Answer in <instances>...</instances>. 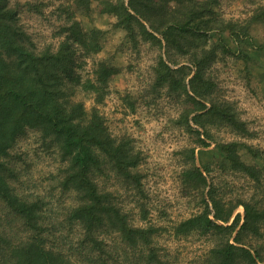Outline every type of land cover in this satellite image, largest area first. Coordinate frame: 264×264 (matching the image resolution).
<instances>
[{
  "label": "rangeland",
  "instance_id": "obj_1",
  "mask_svg": "<svg viewBox=\"0 0 264 264\" xmlns=\"http://www.w3.org/2000/svg\"><path fill=\"white\" fill-rule=\"evenodd\" d=\"M10 1L18 6L20 22L39 49L58 45L72 0ZM96 5L97 0H91L90 10L75 12L85 30L96 27L103 32L101 50L82 57L79 71L83 78L92 77L97 61L119 67L97 106L113 137L128 142L140 156L134 170L141 175V185L117 174L108 161L95 179L101 189L113 194L130 223L154 230L150 243L129 244L110 227L95 233L97 242L92 243L79 224L69 220L78 197L60 186L64 161L34 129H27L5 156L9 182L21 196L38 203L47 245L61 251L70 264H203L225 236L214 231L179 233L176 226L203 209L211 185L216 197L224 201L253 197L264 204V0H217L216 22L212 23L218 28L197 42L216 50L206 71L215 83L212 97L229 102L248 127V133L241 134L229 125L209 124V137L193 120V129L183 122L185 94L181 90L155 84L159 56L173 68L184 64L187 73L194 68L190 49L182 53L141 38L134 43L116 26L115 15L99 13ZM222 28L226 30L222 32ZM190 75L192 72L187 78ZM76 96L88 108L94 102L90 93L78 91ZM200 137L209 145L202 146ZM229 140L246 142L262 152L263 156L255 157L245 148L239 149L245 161L263 167L259 181L228 166L216 143ZM195 166L203 171L205 184L187 175ZM238 211L243 214L242 205L234 213ZM0 236L4 238L0 240V264H4L10 243L26 237V230L1 200ZM245 239L264 258V222L259 235Z\"/></svg>",
  "mask_w": 264,
  "mask_h": 264
},
{
  "label": "trees",
  "instance_id": "obj_2",
  "mask_svg": "<svg viewBox=\"0 0 264 264\" xmlns=\"http://www.w3.org/2000/svg\"><path fill=\"white\" fill-rule=\"evenodd\" d=\"M216 1L97 0L96 10L115 15L116 26L124 29L134 43L141 38L182 53L190 49L192 71L184 73V64L173 68L162 56L155 67L156 85L185 94L181 117L189 129H193L191 119L204 129L206 137H209V124L229 125L247 134L245 121L236 115L232 105L212 97L215 83L206 71L215 59V48L197 43L218 28ZM90 7L91 0H72L71 11L60 28L62 39L58 45L39 49L20 22L18 6L10 0H0V200L26 230V237L10 243L4 264H70L61 251L47 245L38 203L21 196L8 179L10 167L5 156L27 129L38 131L47 145L58 150L65 163L60 186L78 197V203L69 212V220L77 222L92 243L97 242L94 234L108 227L118 231L129 244H149L154 232L151 227L130 223L113 194L101 189L95 179L102 164L108 161L117 174L136 186L141 185V175L134 170L140 156L128 142L113 137L97 106L119 67L97 61L92 77L83 78L79 71L84 64L82 57L102 48V30L96 27L85 30L75 14ZM225 30L222 28V32ZM78 91L92 95L91 107H86L83 99L76 96ZM194 130L201 134L199 129ZM199 143L209 145L201 137ZM216 146L231 169L260 180L263 167L248 163L239 152L243 147L253 156L261 157L259 149L237 140L217 141ZM191 153L193 157V150ZM203 168L208 170V166ZM187 175L206 183L203 171L197 166L189 169ZM208 197V200L204 198L200 212L176 226L179 233L214 231L225 236L211 249L203 264H264L259 251L245 239L260 234L264 204L253 197L224 201L216 197L212 185ZM238 205L243 206V214L234 213ZM0 240H4L3 236Z\"/></svg>",
  "mask_w": 264,
  "mask_h": 264
}]
</instances>
